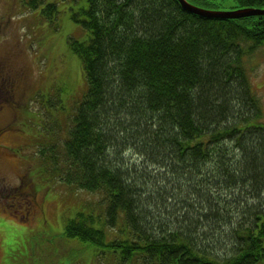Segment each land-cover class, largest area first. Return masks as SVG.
I'll return each instance as SVG.
<instances>
[{"label":"trees","instance_id":"obj_1","mask_svg":"<svg viewBox=\"0 0 264 264\" xmlns=\"http://www.w3.org/2000/svg\"><path fill=\"white\" fill-rule=\"evenodd\" d=\"M25 1L57 13L55 3ZM71 2L83 6L71 19L88 34L67 39L86 89L63 143L39 155L58 180L101 201L61 233L95 248L96 264H264V124L246 72L264 46V14ZM234 2L264 9V0Z\"/></svg>","mask_w":264,"mask_h":264},{"label":"rangeland","instance_id":"obj_2","mask_svg":"<svg viewBox=\"0 0 264 264\" xmlns=\"http://www.w3.org/2000/svg\"><path fill=\"white\" fill-rule=\"evenodd\" d=\"M24 1L0 0V264H96L95 248L61 231L84 206L100 207V196L58 180L39 155L45 145L63 143L86 89L67 43L87 39L71 19L83 6L42 0L56 4L48 18L42 3L32 9ZM211 1L218 11L235 5ZM246 72L264 124V46L247 56Z\"/></svg>","mask_w":264,"mask_h":264},{"label":"water","instance_id":"obj_3","mask_svg":"<svg viewBox=\"0 0 264 264\" xmlns=\"http://www.w3.org/2000/svg\"><path fill=\"white\" fill-rule=\"evenodd\" d=\"M183 9L199 14L206 17H229V18H238V17H245L246 16H254L259 14H264V9L259 8H238L229 11H218V10H206L201 7L192 6L186 0H177Z\"/></svg>","mask_w":264,"mask_h":264}]
</instances>
